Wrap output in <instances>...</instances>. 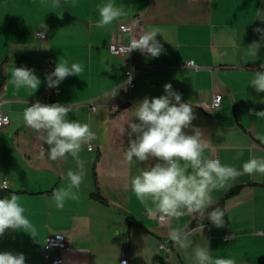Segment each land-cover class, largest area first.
Listing matches in <instances>:
<instances>
[{"label": "crops", "instance_id": "obj_1", "mask_svg": "<svg viewBox=\"0 0 264 264\" xmlns=\"http://www.w3.org/2000/svg\"><path fill=\"white\" fill-rule=\"evenodd\" d=\"M107 2L0 0V110L9 121L0 131V184L7 183L0 199L17 194L36 229L35 237L6 229L0 253L23 254L25 264H44L45 240L62 234L67 247L57 254L63 264H119L122 259L129 264H197L194 249L206 244L213 258L264 264V177L242 174L229 181L227 190H214L204 219L184 216L159 223L131 192L130 181L160 161L125 162L131 131L127 122L139 123L137 103L165 95L163 86L169 83L181 102L191 104L195 119L184 132L201 130L208 142L206 156L239 171L251 157H264V143L257 139L264 136V120L249 115L250 109L264 111V92L250 85L255 72H264V34L255 31L264 29V0H112L126 15L99 28L97 5ZM134 18L140 20L131 31H119ZM150 26L162 30L155 38L163 46L158 57L138 49L124 56L109 53L110 43L126 45ZM253 42L260 44L257 57L248 55ZM63 59L69 66L79 63L83 71L50 88L46 77ZM127 61L134 67L132 89L126 83ZM190 61H195L192 68L186 66ZM14 67L32 69L38 76L41 83L34 93L9 83ZM216 94L221 96L218 109L201 107ZM37 101L71 105L68 119L89 123L97 135L80 153L86 170L80 198L67 200L62 210L52 192L67 186L66 173L77 166L71 155L49 159L50 146L23 124L20 114ZM233 189L238 192L223 204V227L209 220L190 237L191 247L173 244L170 227L188 229L204 221ZM224 235L231 239L224 241Z\"/></svg>", "mask_w": 264, "mask_h": 264}, {"label": "clouds", "instance_id": "obj_2", "mask_svg": "<svg viewBox=\"0 0 264 264\" xmlns=\"http://www.w3.org/2000/svg\"><path fill=\"white\" fill-rule=\"evenodd\" d=\"M97 9L99 19L96 26L99 28H107L126 15L112 0L97 5ZM255 31L264 34V29L257 28ZM161 32L160 28L150 26L138 39L131 41L129 52L138 49L142 53L158 57L163 46L155 38ZM259 48L260 44L253 42L248 48V55L257 57ZM82 71L79 63L69 66L67 59L59 60L55 70L46 77L48 86L57 87L66 77L79 76ZM9 83L17 90L26 88L34 93L41 81L32 69L14 67ZM250 85L258 93L264 92V72H255ZM163 87L165 95L153 97L151 100L145 97L137 103L134 117L138 118L139 123L131 120L127 122L131 131L128 133L129 147L125 153V162L131 164L133 158L137 162H146L150 157L160 161L149 168L141 169L131 179V192L152 218L164 221L191 216L201 220L213 204L211 193L214 190H227L230 187L229 181L242 174H259L264 177V157H251L242 164V171H239L234 166L221 164L219 159L206 156L208 142L201 130L194 128L192 135L184 132L195 119L191 104L181 102V95L172 89L170 83ZM71 111V105H46L37 101L20 114L23 124L40 133L43 141L50 146L47 154L49 159L55 161L71 155L76 162V169H69L66 173L67 186L52 192L55 206L61 210L67 200H79L80 188L86 176L85 161L80 156L82 146L97 139L89 123L68 119ZM249 115L264 120V111L250 109ZM123 132L124 128L121 133ZM133 134L135 139H132ZM257 139L264 143V136L258 135ZM39 155L41 159L45 157L43 146ZM6 188V182L0 184V189ZM18 201L19 197L14 192L0 199V236H3L6 229H11L23 230L35 237L36 229L24 215L25 208ZM224 216L225 212L220 207L207 213V219L218 228L224 226ZM203 227V223L191 230L170 227L169 239L180 249L186 250L193 243L190 237ZM194 258L197 264H236L232 258H213L207 244L204 247H195ZM25 260L23 254L0 253V264H25Z\"/></svg>", "mask_w": 264, "mask_h": 264}, {"label": "built area", "instance_id": "obj_3", "mask_svg": "<svg viewBox=\"0 0 264 264\" xmlns=\"http://www.w3.org/2000/svg\"><path fill=\"white\" fill-rule=\"evenodd\" d=\"M139 20H140L139 18H134L130 24L120 25L119 31H121V32L122 31H131L132 27L139 23ZM35 35L39 39H44V35L42 33H36ZM140 36L141 35H139L136 39H138ZM131 41L126 45L118 44V43H110L108 45V51L112 55L124 56V55L130 53L129 49H130ZM186 66L189 68L194 67L193 63H189V62L186 63ZM133 70H134L133 65L130 63V61H127V68H126L125 76H126V83H127V86L129 89H132L134 87L133 75H132ZM54 93L56 94L57 91H54ZM89 105H90L91 111H95V107L92 106L91 101L89 102ZM220 105H221V96L219 94H216L213 96L210 104L207 105L205 103H202L201 107L204 109H207V110H216L220 107ZM8 123H9L8 118L0 110V131L4 127H6L8 125ZM87 148H88V150H91V146L87 145ZM156 219L159 223H165L167 221V219L164 221H160L158 218H156ZM258 234L263 235L262 232H258ZM229 239H231V236L224 235V237H223L224 241H227ZM66 247H67V240H66L64 235L54 234L52 236H49L45 240V243L42 247V256H43L44 264H63L61 258L59 257V255L57 253L66 249ZM161 248H164V245L161 244ZM53 251L55 252V254L51 255V252H53ZM124 262H127V264H129L126 259H122L119 262V264H124Z\"/></svg>", "mask_w": 264, "mask_h": 264}, {"label": "trees", "instance_id": "obj_4", "mask_svg": "<svg viewBox=\"0 0 264 264\" xmlns=\"http://www.w3.org/2000/svg\"><path fill=\"white\" fill-rule=\"evenodd\" d=\"M238 192V189H233L229 192H227L224 197L221 199V201L218 203L217 207H220L221 209H223V204H224V201L231 197V196H234L236 193ZM209 220L206 218L204 221L202 222H194L189 228L191 229L192 227L198 225L199 223H207Z\"/></svg>", "mask_w": 264, "mask_h": 264}]
</instances>
